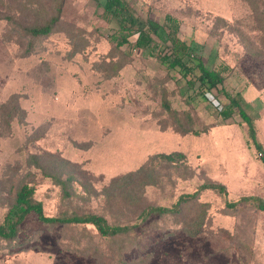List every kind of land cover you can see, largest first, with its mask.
<instances>
[{
  "label": "rangeland",
  "instance_id": "1",
  "mask_svg": "<svg viewBox=\"0 0 264 264\" xmlns=\"http://www.w3.org/2000/svg\"><path fill=\"white\" fill-rule=\"evenodd\" d=\"M58 1L0 0V105L14 96L9 106L17 103L23 110L22 122L15 117L9 132L0 134V221L21 184L33 187L46 216L97 213L116 224L143 204L171 206L204 182L224 184L229 200L244 195L264 200V88H258L264 86V58L253 54L264 49V0H125L141 27L146 19L160 23L167 14L177 19V36L194 57L209 69L232 73L224 86L239 91L261 152L237 114L221 120L217 105L227 102L223 94L213 88L207 100L196 90L187 102L173 80L162 83L165 72L148 49L124 44L117 53L108 38L118 32V22L104 15L99 1L63 0L52 33L29 36L25 28L47 22ZM117 58L128 63L116 75L107 78L97 70L98 63L111 66ZM197 76V69L188 75ZM161 85L173 109L190 111L195 127L209 126L208 132L194 136L162 129L155 92ZM172 152L184 157L175 165L159 163V182L137 191V203L107 207L102 190L111 179L138 169L154 154ZM56 179L66 180L67 187ZM227 199L213 191L200 196L208 223L197 237L154 232L174 231L171 219L159 216L140 224L138 236L146 245L141 253H149L142 264H264V212L249 204L227 210ZM81 227L48 226L31 213L15 246L0 240V264H93L94 258L83 255L95 240L88 236L92 227ZM77 230L83 254L68 252ZM97 244L108 247L99 238Z\"/></svg>",
  "mask_w": 264,
  "mask_h": 264
},
{
  "label": "trees",
  "instance_id": "2",
  "mask_svg": "<svg viewBox=\"0 0 264 264\" xmlns=\"http://www.w3.org/2000/svg\"><path fill=\"white\" fill-rule=\"evenodd\" d=\"M97 1L103 7L104 15L110 16L118 22V32L109 35L108 38L117 53L122 54L120 47L124 44L129 45L131 49H148V55L154 56L159 69L165 72V79L162 80V83L165 84L168 79L173 80L176 87L180 89L179 91H182L181 94L185 96L187 102L193 101L194 95L198 90H200L198 94L205 95L206 93H210L214 88L217 91L216 95L223 94L227 102L224 104L218 103L217 105L221 120L227 121L237 114L240 117V121L237 123H245L247 125L249 140L261 152L262 146L256 139L254 120L241 106L242 97L239 91L233 90L228 92L224 86V82L232 73L225 72L223 69H209L200 58L194 57L190 45L180 40L177 36V19L167 14L160 23L152 19H146L145 27H141L138 18L130 11L125 0ZM62 7L63 0H60L54 6V13L47 22L25 28L26 33L34 38L52 33L54 27L60 20ZM152 34H156L159 40L156 41L152 37ZM131 38H134L133 42ZM262 38L261 42H263ZM253 54L263 59L264 49L254 51ZM127 63V58L111 59V66L105 62L98 63L97 70L103 72L109 78L116 75ZM109 68H112L111 72ZM195 69L198 70V76L188 77ZM172 71L179 73V79L173 77L171 74ZM149 81L153 87L154 82ZM197 81L199 84L195 88ZM181 82L182 85H180ZM258 88L261 89L264 86H258ZM189 90H192L193 93L188 95ZM155 92L159 97L161 107V111L157 112V115L163 116L159 121L162 129L170 127L174 132L181 135L191 134L194 136L208 132L209 126H204L201 129L195 127L194 115L190 111L179 112L177 109H173L167 98V87L161 85L160 90H155ZM13 97L11 100H7L8 102L0 105L1 135L4 134V131L9 132L10 123L15 117H18L22 122L23 110L20 106L17 103L9 106L10 102H15ZM204 98L208 100L206 95ZM193 108H196V106L194 105ZM164 115L171 117L172 121L169 122ZM182 115L183 118L180 119ZM183 155L181 152L152 155L138 169L111 179L109 184L102 190L103 201L111 210L112 208L113 210H121V207H124L122 205L126 203H137L140 199V195H136L137 191H143L145 187L156 185L159 182L156 171L157 165L161 162L175 165L184 157ZM260 159L264 163V156ZM58 182L64 187H67L66 180H58ZM206 191H213L227 199V189L224 184L204 182L198 185L191 193L181 194L171 206L143 204L138 207L137 211L133 212L134 214L132 213L133 217H125L127 221L122 224H116L110 223L102 214L97 213L78 214L76 212H63L55 216H46L43 212L42 203L34 198L33 187L27 184H21L15 189L12 200L8 203L7 210L4 213L3 219L0 221V240L11 242V247L15 246L14 240L17 238L23 222L29 214L34 213L40 222L48 226H59L61 228H78L82 226V229H87V225H90L92 229L91 231L88 230V236L90 240H95H91V246L85 248L88 253L83 254L80 252L84 250L81 249L83 239L79 237L82 232L81 230H77L76 235L73 232L72 243L68 246L71 250L68 252H77L92 257L94 258L92 261L93 264H142L147 261L149 253H145V256L141 253L146 248V245L141 243L145 238H139L138 236L140 232L139 225L152 216H159L161 218L171 219L168 225L174 231H171V229L160 231L161 229L158 228L154 231L156 233L172 235L177 231L181 235L188 237L201 235L204 232V226L208 223V221H205L207 204L200 201V196ZM242 204L253 205L257 210L264 212V200L255 195H244L235 200L227 199L225 201V208L230 211H235ZM119 213L121 212L119 211ZM122 214L125 213L123 212ZM133 220L135 222L131 223ZM148 229V226H146L145 230ZM221 229L225 231V229ZM143 231L144 229H142ZM96 237L105 243V245L107 243L108 247L98 245ZM92 242H95L94 245ZM131 252L133 254L136 252V255L133 256L132 254L129 259H126Z\"/></svg>",
  "mask_w": 264,
  "mask_h": 264
}]
</instances>
